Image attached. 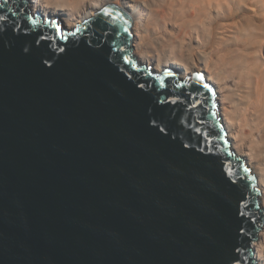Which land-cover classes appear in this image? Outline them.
Listing matches in <instances>:
<instances>
[{"label": "water", "instance_id": "obj_1", "mask_svg": "<svg viewBox=\"0 0 264 264\" xmlns=\"http://www.w3.org/2000/svg\"><path fill=\"white\" fill-rule=\"evenodd\" d=\"M130 21L0 0V264H253L260 190L213 87L138 64Z\"/></svg>", "mask_w": 264, "mask_h": 264}, {"label": "bare ground", "instance_id": "obj_2", "mask_svg": "<svg viewBox=\"0 0 264 264\" xmlns=\"http://www.w3.org/2000/svg\"><path fill=\"white\" fill-rule=\"evenodd\" d=\"M22 1L34 17L39 13L41 23L59 18L62 32L115 1L131 20L128 44L138 64L156 73L172 68L185 81L196 71L203 73L213 87L223 130L260 190L262 220L251 247L253 264H264V0ZM4 2L9 6L11 0ZM225 9L229 14L223 15ZM223 20L227 24L220 27ZM189 22L194 23L192 30ZM210 27L220 33L213 41L207 33Z\"/></svg>", "mask_w": 264, "mask_h": 264}, {"label": "rangeland", "instance_id": "obj_3", "mask_svg": "<svg viewBox=\"0 0 264 264\" xmlns=\"http://www.w3.org/2000/svg\"><path fill=\"white\" fill-rule=\"evenodd\" d=\"M139 1L141 2V1H143V0H139ZM228 10H229V9H225V13L223 12V15H224V14H227V13L229 14L230 10H229V11H228ZM226 12H227V13H226ZM220 22H221L220 27H222V26H224V25L227 24V22L224 21V20H223V21H220ZM224 22H226V23H224ZM190 23H192V22L187 23V25L189 26ZM222 23H223V25H222ZM228 23H229V21H228ZM192 24H194V23H192ZM190 25H191V24H190ZM213 26H216V25H213ZM189 28H190V27H189ZM192 29H193V27H192V25H191V28H190L189 30H192ZM200 29H201V28H200ZM209 29H210V30H207V31H209V32H207V33L210 35V38H212V41L219 37L220 33H219V30H218L216 27H215V29H213V27H210ZM215 30H216L217 32H216ZM214 31H215L216 33H215ZM212 33H213V34H212ZM213 36H214V39H213ZM215 37H216V38H215ZM211 45H213V44H211ZM198 50H200V49H198ZM205 50H206L207 52L210 51V49H208V48L205 49ZM193 51H194V50H193ZM248 168H250V167H248ZM250 169L252 170V168H250Z\"/></svg>", "mask_w": 264, "mask_h": 264}, {"label": "snow or ice", "instance_id": "obj_4", "mask_svg": "<svg viewBox=\"0 0 264 264\" xmlns=\"http://www.w3.org/2000/svg\"><path fill=\"white\" fill-rule=\"evenodd\" d=\"M106 14H108V13H106ZM205 87H207V85H205Z\"/></svg>", "mask_w": 264, "mask_h": 264}]
</instances>
